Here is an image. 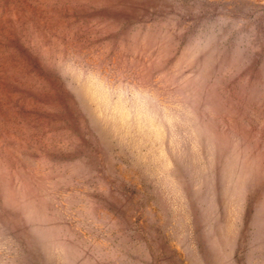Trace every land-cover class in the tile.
<instances>
[{
    "label": "rangeland",
    "instance_id": "obj_1",
    "mask_svg": "<svg viewBox=\"0 0 264 264\" xmlns=\"http://www.w3.org/2000/svg\"><path fill=\"white\" fill-rule=\"evenodd\" d=\"M0 264H264V0H0Z\"/></svg>",
    "mask_w": 264,
    "mask_h": 264
}]
</instances>
